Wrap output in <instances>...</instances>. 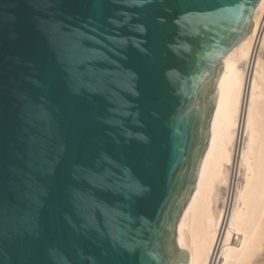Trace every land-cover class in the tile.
I'll use <instances>...</instances> for the list:
<instances>
[{
  "label": "water",
  "instance_id": "95a60500",
  "mask_svg": "<svg viewBox=\"0 0 264 264\" xmlns=\"http://www.w3.org/2000/svg\"><path fill=\"white\" fill-rule=\"evenodd\" d=\"M259 2L0 0V264H188L176 225Z\"/></svg>",
  "mask_w": 264,
  "mask_h": 264
},
{
  "label": "bare ground",
  "instance_id": "6f19581e",
  "mask_svg": "<svg viewBox=\"0 0 264 264\" xmlns=\"http://www.w3.org/2000/svg\"><path fill=\"white\" fill-rule=\"evenodd\" d=\"M221 60L209 143L176 225L188 264H264V0Z\"/></svg>",
  "mask_w": 264,
  "mask_h": 264
}]
</instances>
